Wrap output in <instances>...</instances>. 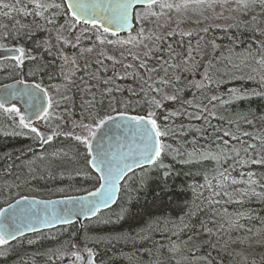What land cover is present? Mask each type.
Masks as SVG:
<instances>
[{
	"label": "trees",
	"instance_id": "trees-1",
	"mask_svg": "<svg viewBox=\"0 0 264 264\" xmlns=\"http://www.w3.org/2000/svg\"><path fill=\"white\" fill-rule=\"evenodd\" d=\"M10 1L22 7H15L19 17L30 11L32 24L26 18L22 28L32 26L35 32L27 39L17 31L19 38L8 40L24 47L26 58L20 67L15 61L0 63V88L21 80L38 83L52 104L61 96L65 102L51 134L42 125H32L44 138H52L48 143L26 128L12 125L0 110V210L22 197L52 200L97 191L99 179L89 168V157L77 149L75 136L83 125L96 127L99 118L118 113L147 117L152 112L167 135L161 138L165 148L160 160L125 181L113 209L100 213L82 229L78 225L62 227L0 246V264H84L73 253L89 258V251L92 264H235L226 231L240 233L234 248L245 246L241 240L247 242L242 228L264 233V165L251 163L264 149L245 153L231 138L239 136L251 144L264 140V95L253 94L264 92L260 82L264 68L257 63L264 56V8L250 0L247 8L244 0H210L211 7L208 2L194 7L187 0H168L181 19L180 28L181 24L193 28L203 23L207 31L201 36L191 34L183 44L175 33L167 39L171 40L168 45L157 42L147 57L135 44L110 43L107 52L128 56L123 63L128 65V75L119 76L116 64L105 67L92 58L72 63L83 48L95 49L101 30L85 27L79 31L65 14L61 0H56L59 9L50 8L41 18L35 16L34 0ZM208 14L212 20L199 22ZM163 21L165 15L161 14L159 24ZM138 33L137 26L131 35ZM52 34L54 43L43 45V37ZM178 46L186 47V54L179 55ZM210 61L214 65L212 83L204 78ZM158 84L161 92L169 89L177 99H165L160 92L156 98L151 89L157 90ZM232 89L237 90L236 96L231 95ZM214 94L220 99L212 101ZM157 100H161L160 107L154 103ZM224 132L230 135L225 137ZM245 132L250 135H243ZM233 148L239 150V156ZM60 149L69 154L67 159L52 157ZM205 154L220 155V162L205 159ZM214 205L226 216L205 221L215 214ZM235 222L242 227L237 228ZM179 226L184 227L180 232ZM185 241L195 247L182 255L186 260L173 254L176 245ZM250 247L249 264H261L264 246Z\"/></svg>",
	"mask_w": 264,
	"mask_h": 264
},
{
	"label": "snow or ice",
	"instance_id": "snow-or-ice-1",
	"mask_svg": "<svg viewBox=\"0 0 264 264\" xmlns=\"http://www.w3.org/2000/svg\"><path fill=\"white\" fill-rule=\"evenodd\" d=\"M199 2H208V6L211 7L210 0H199ZM250 3L253 5L258 3L261 8H264V0H250ZM141 5L149 10L147 14L151 16L157 15L156 12L151 11V9L156 5H159L160 8L172 7L170 4L161 3L160 0H116L115 3H84L83 0H67L65 14L71 15L72 25L84 24L90 26L92 29L102 30L104 34L117 36L119 30L128 28L134 19H142L140 17V13L136 11V9ZM10 7L12 6L7 3H0V8L9 9ZM35 7L37 9L46 7H54L59 9L61 5L53 4L50 6H45L41 3H36ZM243 7H249V0H244ZM4 15H9V12H5ZM36 15H41V13L37 12ZM48 23H52V21L49 20ZM205 31H207V29H205ZM188 35L191 36V33H188ZM129 42H131V38ZM100 43H104V40H100ZM109 43H111V41H109ZM120 43H124V41H120ZM262 47H264V44H262ZM0 48H2L5 52L11 53L9 58L16 62L17 67H20L24 64V60L26 58V50L24 47L7 49L3 48V46H0ZM88 51H91V49H88ZM28 58L33 60L35 59V57ZM72 63H75V60H73ZM257 63L261 66V68H264V56H262V58L257 61ZM141 66L143 67V65ZM213 67L214 65L210 61L208 67L204 69V78L208 80L209 83H212L213 80L210 73V69ZM217 71H219V69H217ZM248 79H253V77L249 76ZM178 82L179 78H177V83ZM260 82L262 85H264V74L261 75ZM18 83L24 84V81L21 80ZM105 83H107V81H105ZM165 83L167 82L165 81ZM197 87L199 88L201 85H197ZM107 91L111 92V89H108ZM156 91L159 90L157 89ZM41 93L44 97L48 96V93L45 91V89H43L38 83L32 85L31 87L26 86L25 88L18 90H10L9 86H6L5 95L0 98V110L19 117V125L21 127L28 129L32 133H35L37 137L41 138L43 143H48L51 137L44 138L37 127H33L27 122L26 116L21 114V109L17 107L15 103H12L13 98L24 100L25 97H27V100H25V105L28 111L40 119H47L49 116V111L44 108ZM236 94L237 90L232 89L231 95L236 96ZM253 94L264 95V92H254ZM165 99L176 100L177 96H166ZM218 99H220V97L215 94L211 97L212 101ZM154 103L156 104V107L161 106L158 101H154ZM188 103L191 104V102ZM51 107L52 101L49 97L47 108L50 109ZM41 112H43V116L40 115ZM153 117L154 113L152 112H149L147 117L141 115L125 116L123 113H120L119 117L108 115L106 117L99 118L98 122L94 121L96 123V131H93L89 125H83V127L89 129L90 136L82 137L78 135L75 136V139L83 144L87 149V155L91 157L87 163H89L94 170L101 173L99 177L101 184L100 188L96 192L89 193V195L95 199L88 202H78L73 209L68 210L69 212L79 211L83 212L84 214L91 213L92 215H95L101 207L108 206L110 202L114 201L118 181L123 179L128 172H131L134 166L143 167L146 164L153 165L158 160H160L165 148L161 138L166 136L167 133L160 128L157 120ZM30 118L31 117H29V119ZM118 119L122 122V124L117 123ZM196 119H201V117L197 115ZM109 121H112L117 129L123 127L124 132L128 137L131 138L135 147H130L127 153H110L104 147L103 143H98L95 148H93V145L90 142L91 138L95 137L96 132L104 128ZM223 135L227 137L230 135V133L224 132ZM243 135L249 136L250 134L245 132ZM231 138L238 144L242 145L243 151L245 153H247L250 149L255 151L258 147L264 149V140H261L259 144H251L241 140L239 136L232 135ZM228 143L229 141H224L225 146H227ZM232 151H236L237 156H239V150L233 148ZM192 155H194V153H189V156ZM204 158L214 160L217 163H219L221 159L220 155L210 154H205ZM251 163L264 165V152L261 153L259 159L253 158ZM220 175L223 176V172H221ZM248 175L251 177L252 173H248ZM205 179H207V177H205ZM235 182L236 181L233 180V183ZM218 194L219 193H217V195ZM19 203L20 202L18 201L17 204ZM216 203H219V201H216ZM9 207H11V205ZM20 211L23 214L24 210L21 209ZM0 215H5L6 219L9 221L3 227V229H0V246H4L8 243L9 237L14 239L16 232L19 231L22 233L23 229L19 227L14 218L7 216L6 211L0 212ZM239 215L243 214L241 213ZM14 216L15 213L13 214V217ZM63 222L68 223L70 220L64 218ZM230 223L233 222L230 221ZM235 226L237 228L242 227L238 222H235ZM34 227V225H29V228L32 230H34ZM248 231L251 232L252 229H248ZM209 235H211L210 232ZM261 236L264 237V233H261ZM235 242L236 241H234V243ZM239 243H243V241L241 240ZM262 246H264V240H262ZM73 255L76 256V259H80L79 254L73 253ZM92 255V252L89 251V264H92ZM253 264H256V262L253 261ZM261 264H264V256L261 257Z\"/></svg>",
	"mask_w": 264,
	"mask_h": 264
},
{
	"label": "rangeland",
	"instance_id": "rangeland-1",
	"mask_svg": "<svg viewBox=\"0 0 264 264\" xmlns=\"http://www.w3.org/2000/svg\"><path fill=\"white\" fill-rule=\"evenodd\" d=\"M187 1H188V4L194 5V7L195 6L200 7L203 4V3H200L199 0H187ZM167 2H168V0H165L163 3L167 4ZM2 3H7V4L11 5L12 7H10L9 9L0 8V46H3V48L8 47L6 45H8L11 42L8 40H13V39L16 40V38H19V36L17 35V33H18L17 31L24 33L27 36V39L34 36L35 31H34V28L32 26L22 28V26H24V22H25L26 18H27V23L29 25L32 24V20H29L32 16L30 11L29 12L26 11V14L24 16L19 17L15 7H19V8H22V7L18 6L17 4H14L10 0H2ZM36 3H41L45 6H49L51 4H57L56 0H51V1L50 0H34V4H36ZM50 8H52L54 11L57 9L54 7L40 8V9H37V12L41 13V15L35 14V16L38 18H41L43 15H46V10H49ZM151 11L156 12L157 15L151 16V15L147 14L148 11H145V12L141 11V10L137 11L140 13V17L142 18V19H136L137 24H138V29H139V33L137 35H131L128 37L113 38L111 36L99 33L95 49L93 47H89L87 49L83 48V50H82L83 53L73 56L74 60H75L74 64L78 65L79 62H84L86 59L92 58L95 63L98 62V64L102 65V66L104 64V65H106L105 67H108V65H112V64L118 65V75L119 76H125V75L127 76L128 74L126 73V69H127L128 65H124L123 63L128 62L127 61L128 56L125 54H113V53L107 52L106 49H107L108 45H110L109 41H111L112 44L116 43V42L120 43V41H124L125 44L126 43L127 44H135V45L139 46L138 52L142 53V56L147 57V56L152 55L151 53H153L155 51V48H156L155 45L157 42L165 41L166 44L168 45L171 42V40L167 41V39H169L175 33L177 34L176 39L179 42H181V44H183L185 39L190 37L188 35V33H191V34L195 33L198 36H201L203 31L206 28L203 23H198V25L193 27V28H185L184 26L182 27V24H181V28H180V25L178 23L181 19H179L180 18L179 15L174 13L172 8L168 9L167 7L160 8L159 6H156ZM5 12H9V15H7V16L4 15ZM161 14L165 15L166 21H163L162 24H159V15H161ZM206 19L212 20L210 18V14H208L207 17L205 15L201 16L199 22H202ZM211 24L212 23H210V25H209L210 27H211ZM43 25H45V24H43ZM43 38L44 39H42V44L47 45V46L53 44L54 40H55V36L53 34L50 36L45 35ZM130 38H131V42H129ZM100 40H104V43H100ZM175 43H178V42L175 41L174 44ZM56 49L57 48L54 47L55 51H56ZM88 49H91V51H88ZM178 49H179V55L186 54V47L178 46ZM187 53H188V51H187ZM74 68L76 69L77 72H79V70H80L79 66L74 67ZM32 73H33V70H32ZM83 73L84 72H81L79 77H81L83 75ZM156 87L159 90V84L156 85ZM151 90H152L151 93L153 95H156V98H158L157 95L161 96V94L164 97L171 96V92L169 91V89L166 90L164 93L161 92V89L159 91H156L155 89H151ZM154 90L156 91L155 93L153 92ZM157 92H160L161 94L157 93ZM61 98H63V96L58 97V99L53 101L54 103L52 104V107L49 109L48 118L42 119V121H41V125L43 126L42 128L44 130H47L49 132V134L52 133L51 130L54 128V126H56L60 122V118H58V117H60L58 115V111L59 110L61 111V109H60L61 103L65 102V101L62 102ZM157 101L160 102L161 100H157ZM151 103L152 102H150V104ZM21 114H23L22 111H21ZM5 115L12 122V125L20 126L19 125V117H16L14 114H9V113H6ZM18 128L25 129L21 126ZM91 129L94 131L96 129V127H93V128L91 127ZM78 135L82 136V137H89L90 136L89 129L88 128L81 129L80 131H78L76 133V136H78ZM51 139H50V142H52ZM77 144H78L77 149H79L80 152L84 151L87 154V149L85 148V146L83 144H81L79 141H77ZM170 153L171 152H168V154H170ZM52 157H54L55 159H58V160L59 159L64 160V159H67V157H69V154L66 152V150L60 149L59 151H55L53 153ZM233 161L234 160H232L230 162L233 163ZM60 166L67 168L66 170L68 172L71 171V169L68 166H65L63 164ZM235 189H238V188L235 187ZM217 207H218L217 205H214V206H212V209H214V211H216ZM225 216H226V214H222L218 208V211H216L215 214H213L211 216H207L204 219H205V221L211 220V219L214 220V218H221V217H225ZM227 218H230V217L228 216ZM227 220L229 222L231 221V219H227ZM182 229H184V227H182V226L177 227V230L179 232L182 231ZM242 229L245 230L242 232L244 233L243 236L247 240V242L245 241L247 244L242 243L245 246L239 245L236 248H234L233 246L238 243V239L240 238V233L239 232L234 233L233 230L226 231V234H227L226 242H227V245L230 246L231 251L233 253V256L235 257V260H236L235 264H249L248 256L252 254V248L250 247V245L255 244L258 246L259 245L262 246V244H260L262 241V239H261L262 238V236H261L262 229L259 228L260 230H252L251 232L248 231V229H251V227H244ZM263 232H264V230H263ZM234 241H236V242L234 243ZM194 248L195 247L191 243H189L188 241L181 242V243H178L176 245V248L173 249V254L174 255L181 254L180 256L186 260V257H184L182 255H188V254L192 253L194 251L193 250ZM185 260H182V261H185ZM201 260H196V261L199 262Z\"/></svg>",
	"mask_w": 264,
	"mask_h": 264
},
{
	"label": "water",
	"instance_id": "water-1",
	"mask_svg": "<svg viewBox=\"0 0 264 264\" xmlns=\"http://www.w3.org/2000/svg\"><path fill=\"white\" fill-rule=\"evenodd\" d=\"M84 3H93V2H101V3H115L116 0H83ZM64 3L67 7V0H64ZM139 8H145L143 5L139 6ZM136 9V10H137ZM84 25V24H82ZM88 26V25H86ZM136 29V23L135 19L133 20L132 24L125 29H121L118 32L117 36L127 35L132 33ZM13 49V48H12ZM11 53L5 52L3 49H0V62L6 61V60H12L10 59ZM34 84H20L18 82L9 84L10 90H18L23 89L26 86L31 87ZM5 87H2L0 89V98H2L5 95ZM35 91V90H34ZM42 101L44 108L48 110V98L44 97L41 93ZM25 100H27V97H25L24 100L13 98L12 103L18 104L24 111V115L26 116V120L28 123H33L36 121H39L40 118L33 115L25 105ZM10 106V105H7ZM120 114V113H119ZM119 114L114 115V117H119ZM125 116H132L130 114L123 113ZM41 116H43V112L40 113ZM29 117H31L29 119ZM117 123H121L119 119L117 120ZM96 131V130H95ZM93 145V148L98 143H103L104 147L110 152H117V153H127L129 151L130 147H135L130 137L126 135L124 132L123 127L120 129H117L115 125L112 123V121H109L108 124L96 132V136L91 138L90 141ZM91 157H89V160ZM152 165H144L143 167H137L134 166L133 170L131 172H128L127 175L118 181L117 184V191L114 197V201L110 202L108 206L101 207L100 210L95 214L92 215L91 213L84 214L83 212H69V209H73L75 205L78 202H88L95 199L94 197L87 195H79V196H71L66 198H58V199H52V200H42L32 197H23L15 200L8 206L2 208L0 212L7 213L8 217L14 218L15 222L19 225L21 229H23L21 232H16L15 238L12 237L8 238V243L6 245H11L17 240L34 235L39 234L46 231L55 230L61 227H68L72 225H78L80 229L84 227V224L90 221L95 220L100 213L107 212L111 209H113L119 201L120 194H121V186L126 181L128 177H130L132 174L143 170L145 168L151 167ZM89 167L91 171L99 178L101 173L94 170L92 166L89 164ZM100 181V180H99ZM101 184V181H100ZM20 202L17 204V202ZM11 205V207H9ZM21 209L24 210L23 214L21 213ZM86 211V210H85ZM15 213V216L13 217V214ZM67 218L70 220V222L65 223L63 222V219ZM9 221L6 219L5 215H0V229H3V227L8 223ZM29 225H34V230L29 228ZM82 259L85 258V255L80 257ZM88 262V258L85 259V263Z\"/></svg>",
	"mask_w": 264,
	"mask_h": 264
},
{
	"label": "bare ground",
	"instance_id": "bare-ground-1",
	"mask_svg": "<svg viewBox=\"0 0 264 264\" xmlns=\"http://www.w3.org/2000/svg\"><path fill=\"white\" fill-rule=\"evenodd\" d=\"M97 178H98V177H97ZM98 179H99V178H98ZM99 188H100V181H99V187H98V189H99ZM98 189H97V190H98Z\"/></svg>",
	"mask_w": 264,
	"mask_h": 264
}]
</instances>
